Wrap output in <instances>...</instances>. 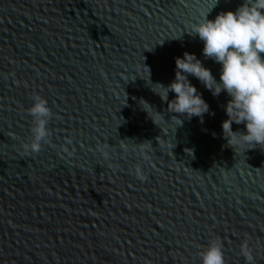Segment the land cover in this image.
I'll return each instance as SVG.
<instances>
[{
    "label": "water",
    "instance_id": "water-1",
    "mask_svg": "<svg viewBox=\"0 0 264 264\" xmlns=\"http://www.w3.org/2000/svg\"><path fill=\"white\" fill-rule=\"evenodd\" d=\"M242 2L0 0V264H202L217 238L226 264L245 240L264 264V146L227 145L226 93L188 76L201 122L158 84L185 52L219 81L192 29ZM35 96L54 113L39 153Z\"/></svg>",
    "mask_w": 264,
    "mask_h": 264
},
{
    "label": "clouds",
    "instance_id": "clouds-1",
    "mask_svg": "<svg viewBox=\"0 0 264 264\" xmlns=\"http://www.w3.org/2000/svg\"><path fill=\"white\" fill-rule=\"evenodd\" d=\"M208 15L192 30L203 41L204 57L221 65L219 81L194 54L185 52L182 58L175 59V80L167 86L158 83L166 89L163 98L158 95L168 103L171 113L186 115L188 119L199 117L202 122L204 114L209 113V105L189 81L191 75L214 97L222 92L230 97L225 106L228 119L222 122V136L230 148L264 146V0H243L235 11L221 12L215 19H208ZM169 92L175 94L171 101ZM28 112L33 117L34 126L32 141L25 145V150L39 153L42 144L50 142L48 125L54 113L47 101L39 96L34 97ZM209 114L215 115L214 112ZM233 123L243 124L246 130L234 131ZM100 151L107 159L108 152L103 148ZM137 176L144 178L139 168ZM223 247L220 239L211 240L200 253L202 264H226ZM240 253L247 264H255L247 240L241 243Z\"/></svg>",
    "mask_w": 264,
    "mask_h": 264
}]
</instances>
